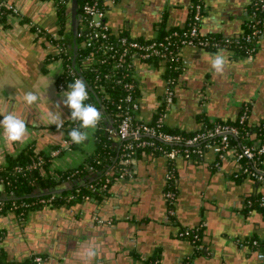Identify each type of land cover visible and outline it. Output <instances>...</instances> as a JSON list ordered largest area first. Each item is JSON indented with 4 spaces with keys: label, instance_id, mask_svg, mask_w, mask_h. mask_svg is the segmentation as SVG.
<instances>
[{
    "label": "crops",
    "instance_id": "obj_1",
    "mask_svg": "<svg viewBox=\"0 0 264 264\" xmlns=\"http://www.w3.org/2000/svg\"><path fill=\"white\" fill-rule=\"evenodd\" d=\"M105 1V20L114 33L150 39L161 36L162 28L185 27L192 0ZM8 2L28 21L9 14L7 21L0 23V113L12 112L24 119L28 138L23 143L8 142L0 129V164L7 154L16 155L33 142L38 151L47 152L52 146L62 150L51 159L48 171L74 168L93 151L94 131L89 130L85 144L68 149L63 131L48 124L49 110L60 112L64 121L71 111L62 102L69 89H60L56 83L63 71L51 41L59 34L56 5L53 0ZM202 2V34L232 41L242 37L252 0ZM69 3L66 34L73 33ZM30 23L43 31L38 33ZM220 51L228 64L222 74H216L211 61ZM181 55L184 64L165 110L166 128L192 133L200 128L202 116L209 121L233 122L245 104H250L249 123L264 119V36L252 59L230 49L182 47ZM136 65L141 105L138 116L151 122L163 104L165 69L162 64ZM28 91L40 96L35 105L24 103L22 97ZM121 144L118 137L112 145L116 149ZM132 169V177L115 180L97 201L46 204L34 208L25 218L14 211L0 214V247L16 261L27 253L44 254L47 259L42 264H264V257L258 258L256 251L244 245L254 236L264 239V215L249 209L246 202L261 188L252 179L238 178L240 164L234 158L221 160L218 165L211 152L199 158L176 159L173 216L168 214L164 196L167 159L144 151L136 154ZM50 206L62 209L64 214L68 209V218L50 211ZM56 221L58 231L66 232L59 237L64 235L67 241H73L71 247L56 241L62 248L57 247L52 239L39 242L36 229ZM181 228L199 230L198 250L196 243L178 235ZM37 248L41 251H34ZM89 252L94 254L89 256Z\"/></svg>",
    "mask_w": 264,
    "mask_h": 264
},
{
    "label": "built area",
    "instance_id": "obj_2",
    "mask_svg": "<svg viewBox=\"0 0 264 264\" xmlns=\"http://www.w3.org/2000/svg\"><path fill=\"white\" fill-rule=\"evenodd\" d=\"M252 1L246 30L242 37L236 41L202 34L200 31V23L204 13L202 0L190 3V15L185 27L173 29L163 34L162 37L150 39H137L129 35L114 33L105 20L107 7L105 0H87L82 4L85 23L79 28L80 31L77 32V36H82L81 46L88 49L81 60L82 63L90 65L93 71L94 88L97 91L102 89L105 81L112 76L111 73L116 72L117 78H113V81L116 84H121L125 90V94L114 102L116 110H118L117 118L113 119L115 127L107 128L108 133H115L122 140L120 167H111L107 170L106 183L111 179L132 177L134 172L132 164L138 149L151 148L158 151L168 161L167 188L164 196L168 203L169 216L174 215L173 206L176 196L174 173L175 161L178 158H199L207 152H211L215 155L216 165L226 158H234L240 164L239 172L255 181L264 190V169L262 168L264 165V119L261 123L260 136L252 145H237V143L230 141L231 136H236L239 133L238 126L235 124L213 123V125L206 127L202 122L199 129L188 135L168 132L164 129L165 110L172 101L173 85L176 81V77L170 73L181 70L184 64L181 55L182 47L205 50L230 49L235 52L233 48L238 46L243 51L242 56L252 59L258 49L260 38L264 36V0ZM2 7L7 8L10 14L19 20L22 19L17 8L8 0L0 1V9ZM29 25L35 27L38 33L43 31L33 23ZM52 38L58 39L59 37L54 35ZM56 48V54L67 51L66 48L58 44H56ZM153 60H157L159 64L164 66L168 76L165 78L163 111L157 115L154 123H151L143 121L138 116L141 105L138 94L135 93V87L139 83L136 64L141 63L147 67H153L155 66ZM63 71L75 75L72 64L63 66ZM76 79L81 78L75 76ZM58 87L65 89L63 83H59ZM249 111L250 104L242 105L238 115V124H243L248 119ZM157 141L170 144L171 147L166 149ZM64 142L69 149V142L67 140ZM60 150V148H56L48 150L46 153L52 159L59 155ZM42 164L43 159L39 155L36 160L27 164L26 169L39 168V171L45 174L46 171L41 168ZM54 172L48 171L49 174H54ZM50 200L41 199L40 202L45 203V205L51 204ZM84 200H89V197L85 196ZM253 204L264 207V193L256 201H247L248 207ZM22 205H26V203L22 202ZM178 235L192 243H196L200 239L197 229L181 228ZM244 245L256 251L258 258L264 257V250L257 248L259 246L258 239H249ZM29 256H31V262L34 264H42L47 259V256L41 253H32L27 257Z\"/></svg>",
    "mask_w": 264,
    "mask_h": 264
},
{
    "label": "trees",
    "instance_id": "obj_3",
    "mask_svg": "<svg viewBox=\"0 0 264 264\" xmlns=\"http://www.w3.org/2000/svg\"><path fill=\"white\" fill-rule=\"evenodd\" d=\"M1 1V0H0ZM56 5V23L59 26L58 39L51 38L53 43L58 44L66 48L67 51H62L55 55L62 61L63 66L71 65L73 60L75 66L73 68L75 75H70L67 71H63L56 79V83H63L65 89H68V85L75 81V76L80 77L86 84L90 93V96L85 101L86 104L94 105L101 113L102 119L99 122L97 128L93 132V138L95 147L93 151L86 156L82 163L74 168L65 170H56L54 174L48 173V167L51 164V159L44 151H38L35 148L33 142L27 144L16 155L7 154L5 156L4 163L0 164V214H4L8 211H14L15 214L21 218H25L28 213L34 208L45 205L40 202L41 199H51L50 203L55 205L76 204L84 201V197L88 196L89 199H99L107 194L110 186L115 182L111 179L106 183V172L111 167H120L119 159L122 152V144L118 148L113 147L114 140L111 134L108 133L107 128L115 127V121L117 118L118 110H116L115 103L117 100L125 94L121 84H116L113 78H117V73L112 72V76L109 80L105 81L102 89L98 90L94 88L93 83V71L90 65L82 63V57L88 52V49L81 46L82 36H77V32L80 31V27L84 25L85 19L82 12V4L87 0H76L77 13L79 15L76 33L66 34L65 24L68 19L67 6L69 0H53ZM196 0H192L194 3ZM198 1V0H197ZM10 11L2 7L0 9V23L4 24L7 21V17ZM20 21H28L24 17ZM173 29H163V34L170 32ZM128 35L127 33H120ZM162 34V35H163ZM159 36V37H162ZM78 41L79 45L76 50L72 48V43ZM235 53L242 55L243 51L235 46L233 48ZM155 65H159L157 60H153ZM180 71V70H179ZM179 71H173L170 73L173 77L178 76ZM165 76H168V72L165 71ZM139 92V83L136 84L135 93ZM163 111V106L159 107L156 115H154L151 123H154L157 115ZM70 113L68 118L64 121L63 128L61 130L64 133V138L69 142L70 148H74L76 144H73L68 135L69 131L78 127L79 122L72 121L70 119ZM202 122L206 127L213 125V123H223L222 121H209L205 116H202ZM229 124H235L238 126L239 133L236 136H231L230 141L237 143V145H252L255 140L260 136L261 123L252 124L248 122V119L243 124H238V117L233 122H224ZM52 128L57 129L55 125ZM168 132L182 133L188 135L190 133L179 132L174 129L166 128ZM164 148L171 147L170 144H165L160 141ZM58 146H52L49 150L56 149ZM62 150H60L61 152ZM151 152L159 154L151 148H139L137 153ZM43 159V168L46 173L42 174L39 168L26 169L27 164L37 159L38 156ZM264 169V165L262 166ZM244 176L241 172L238 174V178ZM105 185V186H104ZM104 186V187H103ZM65 188L62 191L56 193H49L50 190ZM167 188V186H166ZM175 189V187H174ZM264 193V190L255 191L247 200L256 201L260 195ZM71 197V198H70ZM25 202L26 205H22ZM16 205V207H13ZM174 207V206H173ZM249 209L261 212L264 215V207L257 204L250 205ZM200 236V232L198 230ZM2 238V232L0 231V241ZM258 239V250H264V239H259L256 236L251 239ZM199 240L196 242L197 250L199 249ZM0 264H34L31 262V256L25 257L22 261H16L9 259L3 249L0 247Z\"/></svg>",
    "mask_w": 264,
    "mask_h": 264
},
{
    "label": "clouds",
    "instance_id": "obj_4",
    "mask_svg": "<svg viewBox=\"0 0 264 264\" xmlns=\"http://www.w3.org/2000/svg\"><path fill=\"white\" fill-rule=\"evenodd\" d=\"M228 60L223 51L217 52L212 61L211 67L216 74H222ZM69 91L64 94L62 102L70 110V119L79 122L78 127L72 128L68 135L73 144L82 145L89 139V130H95L102 119V113L92 104H86L88 99L87 85L82 79H76L68 85ZM27 106L35 105L40 96L33 91L26 92L22 97ZM0 129H3V135L8 142L23 143L28 138V128L26 121L12 112L7 114L0 113ZM48 124H53L57 129L63 128L64 119L60 112L48 111ZM94 253L89 252L91 256Z\"/></svg>",
    "mask_w": 264,
    "mask_h": 264
},
{
    "label": "water",
    "instance_id": "obj_5",
    "mask_svg": "<svg viewBox=\"0 0 264 264\" xmlns=\"http://www.w3.org/2000/svg\"><path fill=\"white\" fill-rule=\"evenodd\" d=\"M69 4H70V16L69 17H70V20H71L70 26H71L72 32L76 33L77 24H78V18H79V15L77 13V2H76V0H70ZM72 66L73 67L75 66V61L74 60L72 62ZM111 137H112L113 140L114 139L116 140L118 138V135L113 133V134H111ZM63 189H65V188H59V189L50 190L49 193H56L57 191H62ZM90 200L91 201H97L96 199H93V198H91ZM49 209H50V211H55V213H57L58 216L59 215L60 216L64 215V217L66 219L68 218V209H64L65 214L61 212L62 209H60V208H52L50 206ZM58 216H56V217L58 218ZM57 222L58 221H56V223L54 225H47L46 227L42 226L41 230H43L44 227H45V230H43V231H41L40 229H36V232H37L36 235L39 237V242L45 243V242H48V240L52 239L56 243L57 247L60 246V248H62V246L60 244H57L56 241L65 242V244H68V248L71 247L73 241H71L70 239H69V241H67L65 239L64 235H61V236H63L62 238L59 237L60 234H66V232H65V230H62L61 233L58 231ZM60 222L63 225H65L64 220H61ZM32 243L34 245H39L36 241H33ZM34 251L40 252L41 250L39 248H37V249H34ZM43 251H47V250L44 249ZM30 254L31 253H29V254L27 253V254H24V255H21V256L17 257V261H22L25 257H27Z\"/></svg>",
    "mask_w": 264,
    "mask_h": 264
},
{
    "label": "rangeland",
    "instance_id": "obj_6",
    "mask_svg": "<svg viewBox=\"0 0 264 264\" xmlns=\"http://www.w3.org/2000/svg\"><path fill=\"white\" fill-rule=\"evenodd\" d=\"M72 44H73V45H72V48H73L74 50H76L77 46L79 45V42H78V41H74Z\"/></svg>",
    "mask_w": 264,
    "mask_h": 264
}]
</instances>
